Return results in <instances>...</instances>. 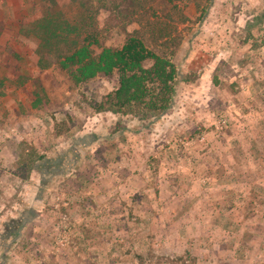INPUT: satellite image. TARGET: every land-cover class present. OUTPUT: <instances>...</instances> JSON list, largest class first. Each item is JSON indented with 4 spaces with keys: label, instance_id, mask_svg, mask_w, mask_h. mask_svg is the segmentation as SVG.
Instances as JSON below:
<instances>
[{
    "label": "rangeland",
    "instance_id": "obj_1",
    "mask_svg": "<svg viewBox=\"0 0 264 264\" xmlns=\"http://www.w3.org/2000/svg\"><path fill=\"white\" fill-rule=\"evenodd\" d=\"M141 2L129 33L158 18L182 37L178 49L147 42L175 51L178 76L173 108L145 122L96 113L115 77L39 70L22 28L41 0H0V233L36 212L6 264H137L150 252L264 264V0ZM96 33L106 48L126 40L105 14Z\"/></svg>",
    "mask_w": 264,
    "mask_h": 264
},
{
    "label": "trees",
    "instance_id": "obj_2",
    "mask_svg": "<svg viewBox=\"0 0 264 264\" xmlns=\"http://www.w3.org/2000/svg\"><path fill=\"white\" fill-rule=\"evenodd\" d=\"M68 1L75 10L74 17L67 16L59 0H41V17L22 28L26 37L37 42L36 67L64 73L76 84L97 77H115L114 90L95 104L96 113L131 116L144 122L165 116L173 108L176 94L178 70L172 61L175 51L157 54L148 48L147 42L165 41V45L170 43L178 49L182 37L171 38L168 27L158 18L146 21V25L138 21L139 28L129 33L127 27L137 23V16L145 9L141 0ZM167 1L174 4V0ZM208 3L209 6L211 0ZM104 14L109 25L126 34L120 49L103 47L98 38V20ZM206 15L207 9L201 12L198 22ZM180 16L187 21L183 8ZM39 104L37 96L32 106L37 108ZM29 164L32 169V162ZM136 259L137 264H199L189 253L170 257L150 252Z\"/></svg>",
    "mask_w": 264,
    "mask_h": 264
},
{
    "label": "flooded vegetation",
    "instance_id": "obj_3",
    "mask_svg": "<svg viewBox=\"0 0 264 264\" xmlns=\"http://www.w3.org/2000/svg\"><path fill=\"white\" fill-rule=\"evenodd\" d=\"M35 214V210L29 208V210L23 212L21 215L22 219L14 218V220L5 226V229L2 231L3 233H0V264H6L9 252L17 245V241L21 239L28 225L36 218ZM4 242L9 243L4 244Z\"/></svg>",
    "mask_w": 264,
    "mask_h": 264
},
{
    "label": "crops",
    "instance_id": "obj_4",
    "mask_svg": "<svg viewBox=\"0 0 264 264\" xmlns=\"http://www.w3.org/2000/svg\"><path fill=\"white\" fill-rule=\"evenodd\" d=\"M186 16H187V13H186ZM187 17H188V16H187ZM167 114H168V113H167ZM167 114H166V115H167ZM166 115H165V116H166ZM162 117H164V116H162ZM87 139H89V137H87Z\"/></svg>",
    "mask_w": 264,
    "mask_h": 264
}]
</instances>
